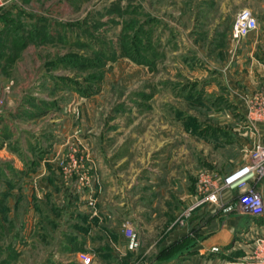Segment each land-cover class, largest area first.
Returning <instances> with one entry per match:
<instances>
[{"label": "rangeland", "instance_id": "rangeland-1", "mask_svg": "<svg viewBox=\"0 0 264 264\" xmlns=\"http://www.w3.org/2000/svg\"><path fill=\"white\" fill-rule=\"evenodd\" d=\"M2 5L0 264H82L78 236L86 226L74 205L35 189L30 175L18 172L23 161L29 165L34 143H46V134L66 136L71 155L64 172L50 175L55 185L60 181L79 193L92 183L94 167L103 176L108 171L104 185L117 189L102 195L111 219L102 225L110 229L116 222L122 235L129 225L119 205L122 183H139L134 194L140 209L152 198L162 208L165 201L175 205L181 187L183 204L192 187L205 180L218 186L245 162L258 137L264 141V126L253 131L245 99L264 80V0ZM242 8L254 13L258 27L236 43L230 31ZM85 150L100 154L82 168L76 155ZM259 180L251 183L253 190ZM213 204L229 212L219 200ZM252 229L226 264H264V227ZM107 240L87 248L89 264H126L128 255L109 253Z\"/></svg>", "mask_w": 264, "mask_h": 264}, {"label": "crops", "instance_id": "crops-1", "mask_svg": "<svg viewBox=\"0 0 264 264\" xmlns=\"http://www.w3.org/2000/svg\"><path fill=\"white\" fill-rule=\"evenodd\" d=\"M2 1H4L3 9L16 0ZM261 66L264 67V65ZM250 91L247 90L246 92ZM44 141L46 142L43 143L44 146L38 140L34 143L30 151L29 165L23 161L24 166L18 165V172L29 174L35 189L49 190V196L61 198L64 203L74 205L73 210L78 212L79 220L84 222V226H86L80 232L82 235L78 236L80 240L78 247L84 250H79L77 253H88L87 248L100 245L104 238H108L107 242L103 243L107 247V251L111 254H127L129 258L126 264H226L225 257L237 249L236 244L239 241L242 243L244 238L248 237L249 232L253 231L252 228L264 227V220L258 225L252 226L251 224L253 221L262 220L264 216L253 217L240 212L235 206L239 199L237 195L239 190L237 189H225L220 194L219 202L225 206L230 203L234 205L228 213H221L219 209L216 210L217 205L213 203H205L198 206L183 225H178L176 219L183 211V207L191 205L198 199L193 187L189 193L185 190V198L187 199L183 204L179 202L184 199V189L182 191L184 187H181V192L174 194V199L178 200L175 205L172 200L165 201L162 208L157 205V199L152 198L151 201H148L147 208L140 209L134 194L135 189L139 188V183L137 182L135 186L133 185L135 181L124 182L119 187L122 201L119 205L123 212L126 211L129 225L140 237L141 244L139 247L144 249L141 253H139V247L130 251L128 241L118 231L116 222L110 226V229L102 225L103 221L111 220L106 214L108 205L104 201L105 198L102 199V195L104 192L117 189L104 185V176L108 171L106 170L103 176L101 167L98 165L94 167V170L92 169V183H86L82 188H79V193L76 192L78 189L75 190L73 187L74 190H71L70 187H67L69 184L64 185V187L60 181H57L55 185L56 182L50 175L56 172H64L70 164L71 155L70 151H67L68 146L66 145L68 140L63 135L46 134ZM95 154L85 150L79 152L76 158H80L79 163L84 166L82 168H86L85 166L89 165L88 158L93 159L94 156L98 158L100 152L97 151ZM27 166H29V171L24 169ZM110 178L113 181L111 176ZM58 187L59 190L68 191L67 194L59 193ZM254 187L262 196L264 205V178L257 181ZM233 195L237 199L235 201L233 199L232 202ZM38 196L39 194H37ZM115 209L118 210L119 208L115 207ZM248 230L249 232H247ZM214 246L220 250L218 252L211 251Z\"/></svg>", "mask_w": 264, "mask_h": 264}, {"label": "built area", "instance_id": "built-area-1", "mask_svg": "<svg viewBox=\"0 0 264 264\" xmlns=\"http://www.w3.org/2000/svg\"><path fill=\"white\" fill-rule=\"evenodd\" d=\"M1 5L2 3L0 2ZM257 27L258 21L254 13L249 8H242L234 16L230 31L231 38L236 43H239L256 31ZM245 99L251 127L255 133H258L257 126H264V80L261 89L254 93L246 92ZM262 139L258 137L256 142H253L247 150L245 162L231 169L221 179V183L218 186L213 185L209 180H205L202 185H197L196 193L198 199L181 212L176 219V223L183 225L198 206L205 203H216L225 189L241 190L235 205L240 212L253 217L262 216L264 214L262 196L251 187L253 181L258 178H264V141ZM75 168L80 167L77 165ZM81 179L86 180V177L82 176ZM233 207L234 205L230 203L224 207V210L230 211ZM123 235L128 241L129 249L133 250L138 247L139 241L132 226L126 225L123 229ZM217 249L218 247H212V250ZM78 259L82 264L91 262V256L86 252L78 253Z\"/></svg>", "mask_w": 264, "mask_h": 264}]
</instances>
